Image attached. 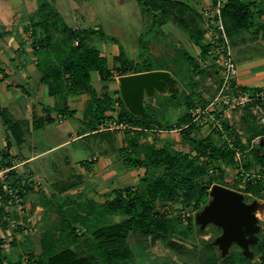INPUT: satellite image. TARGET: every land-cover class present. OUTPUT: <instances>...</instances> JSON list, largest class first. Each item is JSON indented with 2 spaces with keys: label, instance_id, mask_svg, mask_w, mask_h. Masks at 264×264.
Returning <instances> with one entry per match:
<instances>
[{
  "label": "trees",
  "instance_id": "16d2710c",
  "mask_svg": "<svg viewBox=\"0 0 264 264\" xmlns=\"http://www.w3.org/2000/svg\"><path fill=\"white\" fill-rule=\"evenodd\" d=\"M139 2L144 12L153 15L154 22L162 24L171 20L201 46L203 57L209 56L212 45L204 41L205 29L201 25L197 11L188 3L183 0ZM217 2L218 0H213V6H216ZM251 4L250 1L242 0L222 1L221 12L227 33L233 29L247 28L253 33H261L264 38V22L255 20V10L251 8ZM29 26L34 36L31 44L42 73L41 81L47 85L48 94L56 98L53 106H44L42 115L34 114L33 128H40L45 123L54 121L55 116L52 114L54 110L63 116L64 113L73 115L76 109L69 108V96L88 93L81 117L84 129L80 134L95 135L101 141L108 140L113 144L116 129L125 125L122 145L119 147L121 156L129 167L144 166L145 174L137 186L112 188L103 201L92 197L79 199L67 196L63 201L53 203L51 199L53 195L46 196L47 208L43 217L47 227L40 237V251L38 253L28 251L26 260H13L4 252L7 240L0 237V264H169L167 259H162L158 255L157 257L149 255L146 256L147 259H142L144 253H153L151 248L157 244L181 256L182 263L174 264H196L190 258L193 248L185 241L194 233L193 217L162 212L157 208L158 202L166 205L182 199L185 206L200 208L209 199V189L214 180L226 177L225 169L219 165V161L237 164L236 149L231 146L229 141L231 139L241 143L243 155L248 156L244 164L247 170L253 169L251 158H255L260 164L259 177L247 181L244 190L264 196V192L260 191L264 188L262 139L252 146L251 154L245 153V148L251 143L252 138L264 131V127L255 124L254 117L250 118L251 107L256 101L245 105L243 133L237 132L226 116L222 118V128L214 127L207 134L197 136L196 133L202 127L194 120V110L206 107L212 100L210 101L204 92L196 90L197 75L205 71L199 68L196 57L187 50L177 48L176 54L170 57L167 54L150 56L148 62L140 66L120 44L119 52L113 55L111 65L93 39L95 35H99L116 41L117 37L107 34L100 26L74 27L68 24L49 0H39ZM143 38L141 35L139 52L141 56L146 54L143 50H147ZM156 59L158 63L152 65V61ZM151 69L170 70L178 80L190 88V92H183L182 95H169L174 98V103L171 104L184 107L175 122L157 114V103H147L143 114H134L127 107L123 97H114L111 91V81L115 80L116 76ZM96 79L102 83L101 90L95 85ZM233 88L241 91L251 90L239 83L236 84L235 81ZM167 97L168 95H165L163 98ZM159 102L161 103V100ZM118 108L121 110L118 111ZM0 116L11 130L16 142L22 143L24 128L21 122L11 116L8 108L1 105ZM113 122L116 125L111 127L110 123ZM164 128L178 129L180 136L163 140L161 144L158 137L152 140L147 138V132L156 133L155 131ZM215 132L220 137V142L215 139ZM244 137L247 142H244ZM6 146V149L1 151L5 164L11 165L12 141L9 136ZM93 160L95 159L85 160L83 165H90ZM211 169L220 170L218 176L211 173L213 172ZM241 175L243 178L244 173ZM6 180L7 188H4V183L0 180V200L17 201L15 197L17 195L20 202L23 201L33 180L29 179L21 184L19 175L13 169L8 173ZM72 183L73 180L53 184L62 191L69 188ZM52 210L57 211V219H51ZM112 215H120L123 218L115 221L111 218ZM185 219L187 225L182 227L181 223ZM137 247L141 250L138 251ZM256 249L259 252L256 260H251L240 251L221 257L215 246L205 241L202 262L264 264V235L260 242L256 243Z\"/></svg>",
  "mask_w": 264,
  "mask_h": 264
},
{
  "label": "rangeland",
  "instance_id": "374dc122",
  "mask_svg": "<svg viewBox=\"0 0 264 264\" xmlns=\"http://www.w3.org/2000/svg\"><path fill=\"white\" fill-rule=\"evenodd\" d=\"M49 1L55 4L63 14L65 10H69L68 13L64 14L68 24L82 27L101 26L107 34L116 36L117 40L113 41L110 38L105 39L99 35H95L93 42L99 47H103L106 43L109 45L115 43V45L117 44L119 46L121 44L127 49L130 56L133 57L134 55V61L139 63L140 66H144L150 56L156 57L161 54H167L170 57L176 54L178 44L184 45L185 48L181 45L183 47L182 49L187 50V44L184 43L185 39H182L184 36L186 39L188 37L185 30L172 21H168L163 25L157 24L153 21V15L144 12L139 0H60L59 4L57 0ZM187 1L193 2V0ZM80 2L84 4L83 7L76 5ZM61 3L65 6L63 7ZM213 7L215 8V6ZM77 10L79 12L83 11V13H80L79 19L74 21L72 12ZM86 11L88 12L87 14L85 13ZM84 14L86 15L84 16ZM167 23L171 28L175 29L166 28ZM135 33L142 34L144 37L143 39L145 40L147 50H143V52H146L143 56L139 55L140 41L138 35ZM248 33L250 34L246 28L228 32V39L234 58H237L238 55L243 56L246 52L242 41L244 36L246 42L253 41L254 36ZM28 39H30V36H28ZM194 57L198 61L199 68L205 71L197 75L196 79L198 80V84L196 90L204 92L206 97L211 101L218 95L221 87V70L209 56L203 57L199 53ZM143 60H146V62ZM157 63V59L152 61V65H156ZM168 71L175 77L173 72ZM119 78L120 76H116L115 80L111 81V91L114 97H123ZM101 84L98 79L95 80V85L99 90H101ZM32 89H34V85H30L27 90L32 93ZM183 92H190V88L183 81L176 78L174 84L163 82L153 92H144L142 95V105L146 108L147 103H157V114L162 118L167 117L174 121L176 116L172 115L174 111L173 107L178 108L179 113L183 112L184 107H177L171 104L174 103V98L169 95H182L184 94ZM229 92L232 96L238 94L233 87ZM246 92L251 93V98L243 104L236 103L233 106L225 103L222 100L223 95H221L208 109L206 107L209 104L206 107L196 108L194 110L196 111L195 115L198 113H201V115L195 122L202 127L196 135L203 136L212 131L214 127L222 128V118L226 116L229 118L232 126H234V129L240 134L243 133V126L245 125L243 117H246L245 105L251 101H256V103L251 107L252 115H250V118L254 117L255 124L264 127V88H255ZM165 95H168L167 99L163 98ZM160 100L161 103L159 102ZM28 101L24 95L19 98L21 108L15 107L13 109L15 116H27L28 107H25V104ZM140 105L134 108L135 112L130 111L134 114H140ZM119 110L121 109L118 108ZM79 113V115H82L81 111ZM59 114L54 115L55 118L57 117L56 120L46 124L44 128L36 129L34 132H31L30 128L25 125L24 132L26 140L20 145L15 144L12 149L21 156L37 154L27 164V166L30 165L34 168V172L32 171L31 174L34 180L29 191L24 196L23 201L8 200L5 202L4 200H0V237H5L7 240L4 246V252L13 260H26L28 251L35 253L40 251V237L47 227V222L43 217L44 212H46L45 209L47 208L45 203L46 196L53 195L51 197L53 203L61 202L67 196L79 199L92 197L98 201H103L112 188L125 187L127 185L137 186L145 174L144 166L129 167L121 156L119 147L122 145L121 139L124 136L125 125H121L116 129L117 132L114 136L116 139L113 137L115 141L112 144L108 140L101 141L95 135L80 134V130L84 129L80 117L64 113V117L60 120L58 117ZM115 125L114 122L110 123L111 127ZM155 132H147V138L152 140L154 137H158L160 144L163 140L180 136V130L175 128H164ZM263 132L261 131L252 138L251 143L245 148V153H248V155L251 154L250 149L261 139L264 142ZM225 133L227 134L226 131ZM214 137L218 142L221 141L216 132ZM5 138V126L3 125L2 116H0V150L3 149ZM142 140L144 139L142 138ZM243 140L247 142L246 137ZM64 141L66 142L62 145L53 147ZM229 141L231 146L236 149L235 161L237 164H226L225 162L219 161V165L225 169L226 177L224 179L219 178L214 180L209 189V199L200 208L196 209L191 206H185L182 199L176 202H169L166 205L158 202L157 208L162 212H168L173 215L182 214L186 217L191 215L193 217L195 226L194 233L186 238L185 241L193 248V253L190 258L196 264H203L202 257L205 250V241L214 245L217 253L221 257H225L234 251L242 252L251 260H256L259 257L256 243L260 242L264 235V196L254 191H245L244 187L247 181L251 179L255 180L259 177L260 173L258 170L260 164L256 162L255 158H251L254 166L252 170H247L244 164L248 156L243 155L244 149L242 151L241 143H237L233 139ZM92 158L95 160L93 162L91 161L90 165H83L85 160ZM210 171H213V169ZM219 172L220 170L214 169L211 173L218 176ZM241 173H244L243 178ZM20 175L25 180L28 177V175ZM72 180L73 183L69 188L62 191H59L53 184L54 182H71ZM20 183L22 184L23 182ZM215 184H222L241 192L242 201L251 206L247 214L246 222L240 223L237 227L240 236H228L225 242H221L220 239L223 233V226L218 223L215 217L212 218L206 215L214 198L211 189ZM260 191L264 192V188H261ZM57 218V211L52 210L51 219ZM111 218L117 221L123 218V216L112 215ZM186 225L187 220L185 219L181 223V226L185 227ZM80 227L82 228V226ZM12 240L13 242H11ZM137 250L140 251L141 248L137 247ZM151 250L153 253L146 252L142 255L144 256L142 258L143 260L147 259L149 255L153 257H157L156 255H158L162 259H167L169 264L176 262L182 263L181 256L169 252L167 248L161 247L160 244L153 246Z\"/></svg>",
  "mask_w": 264,
  "mask_h": 264
},
{
  "label": "crops",
  "instance_id": "0c3cea01",
  "mask_svg": "<svg viewBox=\"0 0 264 264\" xmlns=\"http://www.w3.org/2000/svg\"><path fill=\"white\" fill-rule=\"evenodd\" d=\"M183 1L188 3V5H190L195 11H197V16L201 20L202 27L205 29L204 41L206 43H211L212 45L211 49L209 50V57L211 59L212 52H214V49L216 47L213 42L216 30L214 28L215 17H213V15L216 6L215 8L213 7V0H193V2H189L187 0ZM242 1L252 2L251 8L255 10V20L257 22H264V0ZM38 3L39 0H0V105L2 107L8 108L11 116L13 115L14 119H18L21 122L23 128L25 125L30 128L31 132H34L36 129L44 128L46 124L51 123L47 122L40 128H33L32 119L34 114L42 115L44 113V106H53L56 100L55 96L48 94L47 85L41 81L42 73L37 64V55L35 54L34 48L31 44L34 40V36L29 25L33 12L36 9ZM57 3L59 4L60 0H57ZM61 5L63 7L65 6L63 3H61ZM76 5H79L81 7L84 6L82 2H80L79 4L77 3ZM56 8L59 10L57 6ZM68 11L69 10H65L64 14L68 13ZM72 13V17L74 21H76L79 19V15L80 13H83V11L79 12L77 10L73 11ZM85 13L87 14L88 12L86 11ZM61 14L64 20L68 22L65 19L64 14L62 12ZM86 14H84V16ZM168 21L171 20L163 22L162 25ZM73 26L79 27L78 25ZM166 28L175 29L171 28L168 23ZM247 31L250 32V34H252L254 37L252 42H246L245 36L242 38L244 48H246V52L243 54V56L238 55L237 58H235L239 67V73L236 80L237 83L246 86L249 89H263L264 38L262 37L261 33H253L251 29H247ZM135 34L138 35V39L140 41V37L142 34ZM28 36H30L31 40H27ZM182 39H185L184 43L187 44L186 48L189 53L193 54L194 56L201 53V46L195 43L189 36L187 37V39L185 38V36L182 37ZM181 45L182 44H178L177 47L183 48L182 46L184 45ZM99 48L102 50V53L107 56L109 63L112 65L113 55L119 52V45H115V43L109 45L106 43L103 47ZM126 52L128 53L127 49ZM128 55L130 56L129 53ZM130 57L134 59V55L133 57ZM30 85H34L32 93L27 90ZM23 95L26 96L29 100L25 104V107H28V114L26 117H17L14 115L13 109L15 107L21 108L19 98ZM88 96V93L72 94L69 96V108L76 109V112L73 115L80 118L82 117V115H79V111H81V114H83V109ZM173 108L174 111L172 115L176 116V119H174V121H177L180 113L178 111V108ZM52 114L56 115L57 112L54 110ZM3 125L5 126L6 131V138L3 149H6L7 147L6 144L8 136L12 141V146L10 149L12 164L10 166H13L12 169L19 175L21 182L24 183L29 179L34 180L32 178L33 176L31 175L32 171L34 172V168L30 165L27 166V164L29 163V160L34 158L37 154H32L30 156H21L19 153H16L12 150L15 144L20 145L26 140L25 132L24 141L22 143H18L12 135L11 130L7 128L4 122ZM65 142L66 141L56 144L53 147L62 145ZM20 174L28 175L27 179L25 180Z\"/></svg>",
  "mask_w": 264,
  "mask_h": 264
},
{
  "label": "water",
  "instance_id": "95a60500",
  "mask_svg": "<svg viewBox=\"0 0 264 264\" xmlns=\"http://www.w3.org/2000/svg\"><path fill=\"white\" fill-rule=\"evenodd\" d=\"M123 99L128 108L134 111L140 105V114L145 112L142 105V95L145 91L153 92L155 88L161 86L163 82L174 84L176 78L168 70L151 69L140 72L123 74L119 78ZM214 198L206 215L215 217L219 224L223 226L221 242H225L226 237H237L240 234L237 227L240 223H245L250 205L242 201V193L222 184H215L211 189Z\"/></svg>",
  "mask_w": 264,
  "mask_h": 264
},
{
  "label": "built area",
  "instance_id": "2783aa9c",
  "mask_svg": "<svg viewBox=\"0 0 264 264\" xmlns=\"http://www.w3.org/2000/svg\"><path fill=\"white\" fill-rule=\"evenodd\" d=\"M222 1L223 0H218L214 15H213V17H215L214 28L216 29L215 38L213 39V42L216 47L214 49V52H212L213 60L211 59L214 63H216L219 66L221 70L222 83H221V87H220L218 95L211 101V103L206 107V109H208L209 106L214 104L215 101L218 100L221 95H223V99H222L223 102L229 103L233 106L236 103L243 104L251 98L250 92L241 91L240 89L234 88L235 92L238 93L236 96H232V94L229 92V90L233 87L234 81H236V78L239 73V67L233 56V51L230 46L228 34H227V31L224 25L222 12H221ZM236 84H237V81H236ZM230 102H233V103H230ZM195 112L196 111H194V114ZM200 115L201 113H198L197 115H195L194 120L197 121ZM58 117L60 118V120H62L64 116L59 114ZM12 167L13 166L5 164L4 155L2 151H0V180L1 182L4 183V188L8 187L6 179ZM15 197H16V200L20 202V197H17V195H15Z\"/></svg>",
  "mask_w": 264,
  "mask_h": 264
}]
</instances>
